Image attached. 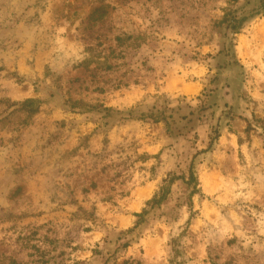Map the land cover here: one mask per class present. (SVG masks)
<instances>
[{"label":"rangeland","instance_id":"rangeland-1","mask_svg":"<svg viewBox=\"0 0 264 264\" xmlns=\"http://www.w3.org/2000/svg\"><path fill=\"white\" fill-rule=\"evenodd\" d=\"M0 264H264V0H0Z\"/></svg>","mask_w":264,"mask_h":264},{"label":"trees","instance_id":"trees-1","mask_svg":"<svg viewBox=\"0 0 264 264\" xmlns=\"http://www.w3.org/2000/svg\"><path fill=\"white\" fill-rule=\"evenodd\" d=\"M167 194H168V187L167 186L160 187L159 192L156 195H154V197H152L150 201H148V205H150V207H153L160 204L165 200Z\"/></svg>","mask_w":264,"mask_h":264}]
</instances>
